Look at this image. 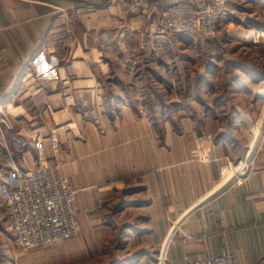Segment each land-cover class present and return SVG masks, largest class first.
<instances>
[{
    "label": "crops",
    "instance_id": "0c3cea01",
    "mask_svg": "<svg viewBox=\"0 0 264 264\" xmlns=\"http://www.w3.org/2000/svg\"><path fill=\"white\" fill-rule=\"evenodd\" d=\"M64 1L73 4L0 0V188L35 165L40 137L77 191L80 228H99L85 237L107 245L120 235V264H191L226 251L264 264V142L238 181L218 173L237 157L233 114L254 118L250 88L264 94V0H229L219 35L195 39L155 21V10L188 0H138V15L125 0ZM65 12L69 73L57 41ZM173 85L184 86L181 100L163 103ZM221 85L245 102L221 110Z\"/></svg>",
    "mask_w": 264,
    "mask_h": 264
},
{
    "label": "built area",
    "instance_id": "2783aa9c",
    "mask_svg": "<svg viewBox=\"0 0 264 264\" xmlns=\"http://www.w3.org/2000/svg\"><path fill=\"white\" fill-rule=\"evenodd\" d=\"M228 4L229 0H188L155 10V21L158 28L171 35L215 38L229 16ZM124 8L138 15L145 7L138 0H125ZM220 52L224 53L223 47ZM46 141L52 148L58 145L54 134ZM33 142L37 153L35 165L20 174L17 186L0 188L5 229L24 251L67 241L78 232L76 191L62 176L58 163L44 157V140L37 137ZM199 154L202 158L209 156L202 151ZM236 168L231 160L221 164L220 179H227L229 171ZM239 177L240 173L234 181ZM191 264H238V261L233 253L226 251Z\"/></svg>",
    "mask_w": 264,
    "mask_h": 264
},
{
    "label": "rangeland",
    "instance_id": "374dc122",
    "mask_svg": "<svg viewBox=\"0 0 264 264\" xmlns=\"http://www.w3.org/2000/svg\"><path fill=\"white\" fill-rule=\"evenodd\" d=\"M59 1L61 4H73L70 3L69 1L67 2L64 0H59ZM76 5H80V4H76ZM62 23L64 24H61L59 28L63 30L60 32V36L57 41H59V45H60L59 48L62 54L63 66L65 67L66 72H68L67 65L69 63V52L72 47L69 44V42L71 41L73 42L74 37L72 35H73L74 23L68 19L66 12H65V16L62 17ZM78 25L79 23L77 21L76 26ZM221 47H223L224 49V53L220 52L221 54H225L229 52L231 49L228 43L221 45ZM223 74L224 73L221 72L220 76H223ZM192 75L195 77L196 74L193 73ZM173 86L176 89H174L173 92L166 93L165 96L167 98L163 100V103L169 102V103H175L177 105V102L181 100L180 98L181 95H183V92H181L179 87L182 86L184 88V86L183 85H173ZM189 86L190 85H188V87ZM194 88H196V86H194ZM250 89L252 92L250 90H245L246 91L245 93H249L248 91H250V93H252V96L254 95L251 103L253 104V109H254L252 110V112H254L256 116L254 118L252 117L245 119L237 116V113L236 115L233 114L232 116L233 121L239 123L242 130H239L237 126L235 131L231 132V135H233L237 141L238 148H237V157L235 158L234 161H232L233 166H236L237 168L235 170L229 171L228 177L230 180H234L237 174L240 173L241 170H243V167L245 166L244 163L245 156L247 155L248 150L252 149V152L250 154V156H252L255 153L256 149H258L259 144L262 141L264 142L263 126L258 127L256 125L259 122L260 111L264 109V94L262 95L258 94L259 96L253 94V91L258 90V85L252 86ZM263 90L264 89H262L261 93L263 92ZM219 95H220L219 101L221 103V110L223 111H225L226 109L230 111V107L232 106L231 103H238V105H240L241 102H245L243 100H239L235 98V96L231 95V91L227 88H223L222 85L220 87ZM144 102L145 101H139L141 107L140 110L141 114L146 113L145 108L143 109V107H146L143 104ZM156 102L157 104H160L158 103V101ZM254 102H257V104H255ZM94 119L96 122L99 121V117L97 116H95ZM241 119H244L245 122H243V120ZM250 119H252L253 125H249L251 123L249 122L251 121ZM7 123L10 125V122L8 120ZM53 134H54L53 132H50L49 136ZM255 135L257 136V138L255 140V144L253 148H251V144ZM199 151L200 150L197 151V154L199 153ZM32 167L33 165L29 166L27 170L31 169ZM67 181L69 182L68 179ZM76 195H77V191H76ZM86 230L94 231L95 234L97 235L99 228H94L92 230L84 229V228L81 229L79 222L78 232L73 238L52 245L42 246L32 250L24 251L16 245L12 235L6 231L4 225L3 211L0 205V264H120L121 263V258L126 254V251L123 249L121 245V237H119L120 235L116 234L115 238L110 243H108L107 245L105 244L102 245L98 237L93 238L91 236L93 232L86 235L88 236L86 238L85 237Z\"/></svg>",
    "mask_w": 264,
    "mask_h": 264
},
{
    "label": "water",
    "instance_id": "95a60500",
    "mask_svg": "<svg viewBox=\"0 0 264 264\" xmlns=\"http://www.w3.org/2000/svg\"><path fill=\"white\" fill-rule=\"evenodd\" d=\"M72 1H75V2H81V3H84V4H86V5H92V6H94V5H98V4L90 3V2H87V1H84V0H72Z\"/></svg>",
    "mask_w": 264,
    "mask_h": 264
},
{
    "label": "bare ground",
    "instance_id": "6f19581e",
    "mask_svg": "<svg viewBox=\"0 0 264 264\" xmlns=\"http://www.w3.org/2000/svg\"><path fill=\"white\" fill-rule=\"evenodd\" d=\"M256 138H257V136L255 135V136H254V139H253V141H252V144H251V148H253V146H254V144H255V140H256ZM251 152H252V149H249V150H248V153H247V156H250Z\"/></svg>",
    "mask_w": 264,
    "mask_h": 264
}]
</instances>
